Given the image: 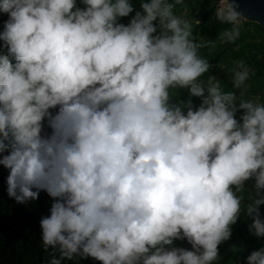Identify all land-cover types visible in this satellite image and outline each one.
<instances>
[{"label": "clouds", "instance_id": "1", "mask_svg": "<svg viewBox=\"0 0 264 264\" xmlns=\"http://www.w3.org/2000/svg\"><path fill=\"white\" fill-rule=\"evenodd\" d=\"M80 2L0 0V165L17 202L40 191L55 200L44 245L101 264H212L250 180L247 214L264 237V105L241 101L238 122L235 93L198 82L210 65L168 0H141L127 25L129 0ZM220 3L235 42L241 14ZM238 67L236 88L249 75ZM176 87L201 106H170ZM247 264H264V248Z\"/></svg>", "mask_w": 264, "mask_h": 264}, {"label": "trees", "instance_id": "2", "mask_svg": "<svg viewBox=\"0 0 264 264\" xmlns=\"http://www.w3.org/2000/svg\"><path fill=\"white\" fill-rule=\"evenodd\" d=\"M219 1L181 0L180 3H175V0H168V3L173 4L172 9L175 6L184 4L189 7L190 15L194 11L202 12V16L198 20L200 22L197 24L192 23L194 30H196L195 34H198L199 37H193L192 39L196 44L200 45L198 55L207 60L210 65L209 70L198 80L205 88L209 81L205 83L204 81L213 78L214 69H217L226 60L224 57L225 51L232 47V45H223L221 40L218 42V37L225 30L230 31L234 27L232 24H229L228 28H225V23L218 17L216 5ZM129 2L133 6V13L129 17L119 20L120 23L125 25L129 23L137 11H142L140 8L141 0H129ZM77 6L84 7L80 0H77ZM6 19V15H0V22ZM158 23H160L159 18L154 21V24L157 25ZM245 24L253 25L264 39V30L258 24L252 22ZM2 30V27H0V31ZM239 33L237 41H241L250 35L244 31H239ZM248 38L252 41L254 37ZM2 44L3 42L0 41V45ZM260 50L264 52L263 48ZM0 53L6 54V49H0ZM236 71L241 70L237 69ZM212 82H219L220 86L226 88V93H235L237 97L235 104L238 109L235 118L238 122H242L240 118L245 114L244 109H239L241 101H251L254 105L257 104L256 91L254 89H238L234 87L231 80L217 81L213 79ZM206 95L207 92H205ZM189 101H191V105L195 110L201 106L203 97L191 95L187 88L176 87L169 89L170 106L180 107L184 114H186ZM44 130L48 131L46 124ZM8 175L9 170L0 165V264H51L54 258L60 259L61 264H101L100 261L92 257H84L78 254H74L72 259H68L67 257L61 258L59 245L55 248L45 246L41 220L50 217L51 206L55 200L45 191H40L38 198L35 200L29 199L23 203L17 202L14 197L8 195ZM252 181L245 182L243 189L236 193L242 197L241 213L237 222L230 226L231 237L219 245L218 257L212 264H247V257L251 252L264 248V237L254 235V230L251 228L252 217L247 214V207L258 198L255 190L250 191L247 189ZM233 190L236 191L235 188ZM33 191L36 190L33 189ZM17 195H20L19 191H17ZM259 210L260 219L264 220V205H261ZM174 246L191 250V245L186 240L174 241Z\"/></svg>", "mask_w": 264, "mask_h": 264}, {"label": "rangeland", "instance_id": "3", "mask_svg": "<svg viewBox=\"0 0 264 264\" xmlns=\"http://www.w3.org/2000/svg\"><path fill=\"white\" fill-rule=\"evenodd\" d=\"M216 6V13H218V10L222 8L223 5H221L219 1ZM189 11V7L184 4L175 6V8L172 9L173 15L177 16L181 19V21L190 25V39L193 40V37L198 38L199 36L198 34H195L196 30H194L192 23L197 24L200 22H198V20L201 18L202 12L194 11L193 14L190 15ZM247 22L249 21L241 19L238 25H236L239 31H244L250 34L247 36V38H243L241 41L236 40L235 42L229 43L226 41V38L223 36V34L218 37V42L221 40L223 45H232V47L225 51L224 57L226 60L222 62L217 69H214L215 73L213 78L207 79L204 81V83L208 82L209 80L216 79L217 81L231 80L234 85L235 72H237V69H240L238 65L243 62L244 67L248 69L249 75L244 84L238 89H254L256 91L257 104L264 105V52H261L260 50L261 48L264 49V39L253 25L245 24ZM224 23L225 28H228L229 23ZM157 27L159 33V23L157 24ZM252 36L254 38L251 41L248 37L251 38ZM220 90L223 94H226V88L224 86H220ZM254 183L255 181L253 180L248 185L247 189L250 191L255 190L253 188Z\"/></svg>", "mask_w": 264, "mask_h": 264}, {"label": "water", "instance_id": "4", "mask_svg": "<svg viewBox=\"0 0 264 264\" xmlns=\"http://www.w3.org/2000/svg\"><path fill=\"white\" fill-rule=\"evenodd\" d=\"M242 19L258 24L264 30V0H235Z\"/></svg>", "mask_w": 264, "mask_h": 264}]
</instances>
